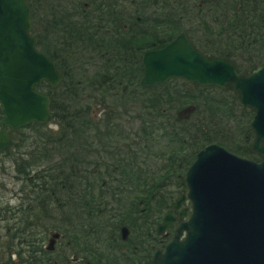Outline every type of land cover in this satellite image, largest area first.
<instances>
[{
	"label": "flooded vegetation",
	"instance_id": "obj_1",
	"mask_svg": "<svg viewBox=\"0 0 264 264\" xmlns=\"http://www.w3.org/2000/svg\"><path fill=\"white\" fill-rule=\"evenodd\" d=\"M183 1L188 0H26L30 18L36 19L35 48L52 60L56 69L62 62L58 38L52 36L51 59L41 49L42 33L64 31V24L73 22L87 28V41L82 44V98L90 104L87 121H96L83 124L86 137L79 148L73 140L71 145H59L56 137L64 124L55 122L54 128L47 129L46 122L30 121L15 131L6 126L9 144L0 149V264H154V258L162 255L179 223V212L186 211L182 218L190 214L184 179L190 163L185 166L180 157L177 169L182 170L177 173L170 164V155L164 162L155 161L159 153L152 154L149 148L168 146L169 140L164 143L162 137L173 134L177 125L178 134H183L185 126L180 120L193 107L189 110L183 103L174 111L175 120L169 121L171 107L155 98L164 100L165 83L176 82L177 102L182 104L184 89L190 84L175 77L153 87L141 86L140 59L144 50L160 48L174 35L189 29L179 16L188 10H171L172 3L175 6ZM204 2L207 1L196 4L201 7ZM195 11H189V15ZM69 56L66 63L76 73L79 68L71 60L73 50ZM58 70L63 78V72ZM36 86L34 90L41 91ZM138 97L148 100L146 112L163 118L156 122L150 118L146 121L151 130L148 137L132 141L127 136L136 126L130 115L137 110ZM174 99L172 102H176ZM122 116L130 118L123 123ZM114 118L119 122L107 121ZM46 132L56 135L45 139L52 145L50 149L38 139L40 135L47 136ZM174 140L181 149L185 141L182 135ZM42 150H48L50 155H43ZM63 159L69 167L63 170L65 185L59 189L49 185L53 177H48L43 161L53 164ZM171 176L179 182H172ZM181 194L185 195L181 203L172 208ZM167 211L172 213L171 224L158 231Z\"/></svg>",
	"mask_w": 264,
	"mask_h": 264
},
{
	"label": "water",
	"instance_id": "obj_2",
	"mask_svg": "<svg viewBox=\"0 0 264 264\" xmlns=\"http://www.w3.org/2000/svg\"><path fill=\"white\" fill-rule=\"evenodd\" d=\"M29 11L26 0H0V149L9 144L6 126L15 131L30 121L49 120L51 101L33 86L43 81L54 88L62 78L35 48ZM187 35L183 31L142 52L139 84L153 87L180 77L191 86L233 91L253 112L250 151L260 159L236 155L213 141L196 151L184 174L190 214L182 218L186 211L179 212L174 234L154 264H264V63L244 72L229 57L199 50ZM172 218L167 211L158 231Z\"/></svg>",
	"mask_w": 264,
	"mask_h": 264
},
{
	"label": "trees",
	"instance_id": "obj_3",
	"mask_svg": "<svg viewBox=\"0 0 264 264\" xmlns=\"http://www.w3.org/2000/svg\"><path fill=\"white\" fill-rule=\"evenodd\" d=\"M206 2L207 10L209 9L210 13V19L211 22L204 23L203 29L204 30V36L208 37V34L211 32H214L215 30L220 33L224 39H222L219 35L215 39V42H212V44L204 43L200 40L199 37H195L194 34L191 35L190 28H186L185 30L188 31L189 37L193 42L196 43L197 47L203 51L208 52L211 54H218L223 57H229L231 60L236 62L237 68L244 72H249L251 68H254L258 66L260 63H264V0H230L229 6H225L222 4L224 0H204ZM176 2V1H175ZM188 2V1H187ZM199 3V2H198ZM205 3V2H204ZM203 3V5H204ZM173 4V3H172ZM171 4V10L172 9H180L177 5L173 6ZM224 5V6H223ZM203 6L198 7L196 5V9L201 10ZM197 10V11H198ZM179 11V10H178ZM205 14V12H203ZM202 12L198 11V16H203ZM32 30L31 34L33 36H36L38 38V35L36 33V28H34V22L35 18L32 16ZM48 20V19H47ZM46 20V21H47ZM61 20V19H60ZM63 20V19H62ZM61 20V21H62ZM80 22H73L69 23V25H65L66 27L64 31H56V33H45L43 32L41 35L42 42H41V49L45 52L46 55H48L52 59V55L49 54L50 49L49 46L52 42V36L54 38H58L57 45H58V54H60L59 59L62 60L60 64L56 65L58 69H60L63 73L62 81L58 84L57 88L53 89V87H50L46 83H40L36 86L37 89L43 91L47 96L49 97L51 104L49 105V110L52 112V115H50L51 119H54L57 124H64L60 127V133L56 137V135L47 133L46 135H40L38 139H40V143L43 145V147H46L47 149H50L52 145H50L48 142L45 141L46 138L56 137L58 139L59 145L69 143L68 145H71L70 141L73 140L76 142V144L79 147H82L84 142L83 138L86 136H83V124L93 123L96 120H92L91 122L87 121V114L89 113V107L90 104L88 102L86 103L82 99V84L83 81L81 79L82 72H85V68L82 66V61L85 58L83 56L84 47L82 46L83 41H87V35L89 33L86 32L87 28L85 26L79 25ZM66 29H68L66 31ZM84 31L86 33H84ZM215 31V32H216ZM192 37H191V36ZM195 37V38H194ZM221 41V42H219ZM224 41H229L227 46H222L221 44ZM71 43L75 45V47L71 46ZM218 44V45H216ZM49 48V49H48ZM73 50V57L71 60H74V67H78V72H74L72 69V66L69 67V64L66 63L67 59L70 57L69 52ZM74 51H77L74 52ZM245 54L249 55L251 58L246 56ZM253 58V59H252ZM70 59V58H69ZM54 60V59H53ZM77 73H79L77 75ZM75 75V78L73 77ZM187 83V82H185ZM189 84V83H187ZM192 87V88H191ZM179 89V84L175 82V84H169L165 83L163 91H167L165 94V99L162 100L163 97L157 99L155 98V101H159L160 103H167L170 107L174 105V103L177 102L179 99V95H177V91ZM209 90H223L225 92L229 91L231 94L234 95V100L237 101V95L231 91V90H224L223 88H216L212 85L202 86V85H196L191 86L186 85V88L184 89V95L185 99L183 102H187V100L193 104H189V106L193 107V110L190 111L191 115L200 113V110L202 111L198 115H195L194 120H188L184 121L183 125L185 128H183L182 131H188L189 128H191V124L200 123V126H202L203 131H207V133L202 132V135H200V139L198 141H192L191 146L194 149L189 150L187 154L189 155L185 160V166L190 163V161L193 159L194 154L197 150L201 148V146L206 145L210 143L211 141L215 142L218 145H222V142H219L217 140H222L226 144H229L228 142V136L225 134V131L222 129L223 126L221 125L222 114H226L227 116H230L229 111L231 109V104L233 103L231 100H228L227 98H223L225 96H218L213 97L212 94L209 93ZM230 96V95H229ZM175 98V99H174ZM202 98V104L203 107L200 108L199 100ZM175 100L176 102H172V100ZM154 101V102H155ZM138 102V103H137ZM148 104V100L142 99V97H138L136 103V108L140 111H135L134 115H130L134 117V121H136L137 129L133 128L130 130L133 132L131 136H127V139L130 140H136L141 139L145 140L148 137V132L151 131L146 121H150L151 117L148 112H146V106L145 104ZM239 104V108L241 111V115L246 118L247 127H242V132L244 134V137L242 138L239 143L234 142L230 147H226L228 151H232L236 153V155L240 156H247L250 159H260V156L258 154L250 151V141L253 137L251 126L249 123V120L253 114L252 111L246 109ZM195 105V106H194ZM88 106V108H86ZM146 107V108H145ZM188 107V106H187ZM200 108V109H199ZM142 112L144 115H149L148 117L142 116ZM128 113V112H127ZM169 117H171L169 115ZM124 119L121 122H126L127 118H130L129 116L125 119L124 116H122ZM169 121L175 120L174 118H169ZM109 123H118L119 120H107ZM130 122V119H129ZM181 122V121H180ZM177 122L175 121V124ZM219 127V128H218ZM62 128V129H61ZM70 128L72 129L71 132H74V134L70 135ZM210 128V129H209ZM218 128V129H217ZM45 128H42V132ZM217 129V134L214 135L215 131ZM63 130V131H62ZM180 130V127L177 125V128L175 129L173 134H170L172 138H180V133L178 134ZM209 130V131H208ZM214 131V133L212 131ZM244 130V131H243ZM185 131V132H186ZM218 135V136H217ZM180 136V137H179ZM66 142V143H65ZM48 145L46 146L45 144ZM50 152L48 150H42L43 155H50ZM43 165H47L46 171L49 172V176L45 174L46 176L53 177L51 179V183H49L50 186L55 185L56 187H61L59 189H62V185H65V171L66 168L69 167V164H67V161L63 159V161H59L56 163H50L43 161ZM55 181V183H54ZM51 190H54L52 187Z\"/></svg>",
	"mask_w": 264,
	"mask_h": 264
},
{
	"label": "rangeland",
	"instance_id": "obj_4",
	"mask_svg": "<svg viewBox=\"0 0 264 264\" xmlns=\"http://www.w3.org/2000/svg\"><path fill=\"white\" fill-rule=\"evenodd\" d=\"M229 1L230 0H224L222 2V4H224L225 6H229ZM198 2H199V0H188V2L183 1L182 3L181 2H178L177 3V5H178V7L180 9H182V7H184L185 8L184 10H188V11H186L187 13L184 12L182 15H179L182 18L181 20L183 21V24L185 26H188L190 28V31H192V33H196V34H194V36L196 38L199 37L200 40L203 41L204 43L206 42L208 44H212V41L215 42L216 41L215 39L218 37V35L222 39H224V37H222L220 35V33L217 32L216 30H215L216 32L214 31V32L209 33L208 34V37L204 36L205 33H204V30H202L203 29L202 27H203L204 23H207L208 22V24H209V22H211V19L209 18L211 12L209 11V9L207 10V7L208 6H206V2L204 3V5L201 8V10L196 9V5H197L196 3H198ZM193 10H198L199 12H202V13L205 12V14L203 13V16H201L202 14L200 16H198L197 15V11H195V13L192 16L189 15V11L191 12ZM219 42H221V41H219ZM228 43H229V41L228 42L227 41H224L221 45L226 47ZM216 45H218V44H216ZM227 47H229V46H227ZM245 55L248 56L249 58H251L249 55H247V54H245ZM98 67H100V66H98ZM101 68L102 67H100L99 71H101ZM78 74L79 73H77V75ZM209 93L212 94L213 97H218L220 95L221 96L223 95V96H225L223 98H227L228 100H231L233 102L231 104L232 107H231V109L229 111L230 116H227L226 114L225 115L224 114L221 115L222 117H224L222 119V123H221V125L223 126L222 129L225 131V134L228 136L227 138H228L229 144H226L222 140H217V141L222 142V144L224 143L225 144V145L223 144L224 147L226 145H227L226 147H230L232 144H234V142H237V141H238L237 143H239V141H241L242 138L244 137V134L242 132V127H244V126L247 127L246 118L243 117V115H241L242 113H241L240 108H239L240 106H239L238 103H240V102L237 103L234 100V95L231 94V92H229V91L225 92L223 90H218V91H216V90H209ZM82 100L86 102V100H84V99H82ZM183 103H184L185 106H189V104H191L188 100H187V102H182V104H181V102L174 103V105L171 106L170 111H168L169 112L168 117L170 115L172 118H175L176 116H175L174 111L177 110V108H179L180 106H184ZM198 104H200V108L203 107L202 98H201V100H199V103ZM191 105H193V104H191ZM145 106H146V104H145ZM146 110H149V108L147 107ZM137 111H140V110L137 109ZM201 112L202 111L200 110V113ZM200 113L198 112V114H195V115H197V119H198V115ZM182 115L184 116L185 113H183ZM195 115H191V113L189 112V113H187L186 116H184V120L185 121L194 120L195 117H196ZM142 116L143 117H145V116L148 117L149 115H147V114L144 115V113L142 112ZM150 117L151 118H154L155 119V122L157 120H161V118H163V117H160V115L158 116L157 114L156 115H150ZM171 117H169V118H171ZM181 119H183V117H181ZM180 121L182 123H184L183 120H180ZM46 123L49 124V127H46L47 129H49L51 127L54 128V126H55V120L54 119H51L50 118L49 120L46 121ZM190 126H191V128H189L188 131L185 130L186 132L185 131H182L183 134L180 133V136L182 135V137L185 139V141L182 142V148L181 149L177 148V142H173L175 140H174V138H172L170 136V134L167 135V136H165V137H162L163 140H164L163 141L164 143H166L167 140H169V145L168 146L162 145V144H158L157 147H151V148H149L150 149V153H152V154H158L159 153V156L158 157H155L153 160L159 161V162L160 161H163L164 162V160H167L166 158H168V156L170 155L171 156L169 158L170 161H171L170 164L171 165L173 164V167L176 169V172L177 173L180 172L182 169L181 168H179L180 170L177 169L178 163L180 161V157L183 158V159H185L187 152H189V150H191V149H194L193 147H190L191 146L190 145L191 142L192 141H198L200 139V137H201L200 135H202V132L207 133V131H203L202 130L203 128H202V126H200V123H198V125H196V124H193L192 125L191 124ZM217 129H216L215 133H214V131L211 130L214 133V135L217 134ZM168 138H170L171 140L168 139ZM228 149H230V148H228ZM168 153H170V154H168ZM139 155L142 158V155L141 154H139ZM151 156L152 155H148V157H151ZM188 156L189 155L187 154V157ZM144 159L146 160L147 158L144 157ZM169 179L172 182H174V181L175 182H179L177 180V178L174 177V176L169 177Z\"/></svg>",
	"mask_w": 264,
	"mask_h": 264
}]
</instances>
